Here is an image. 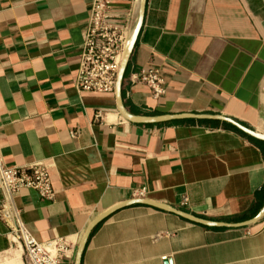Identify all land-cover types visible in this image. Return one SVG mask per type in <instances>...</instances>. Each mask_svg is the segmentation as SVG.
<instances>
[{"label": "crops", "instance_id": "0c3cea01", "mask_svg": "<svg viewBox=\"0 0 264 264\" xmlns=\"http://www.w3.org/2000/svg\"><path fill=\"white\" fill-rule=\"evenodd\" d=\"M93 1L0 0V152L9 167L44 166L54 190L49 200L31 188L12 199L29 232L59 240L62 261L74 264L90 223L141 188L145 199L207 219L256 216L263 140L206 119L132 122L116 92L77 89ZM110 1L128 41L141 0ZM143 68L159 70L163 95L136 79ZM122 96L133 115L221 114L264 134V0H147ZM168 260L264 264V215L246 227L210 228L132 204L93 230L81 264ZM0 264H31L1 218Z\"/></svg>", "mask_w": 264, "mask_h": 264}, {"label": "built area", "instance_id": "2783aa9c", "mask_svg": "<svg viewBox=\"0 0 264 264\" xmlns=\"http://www.w3.org/2000/svg\"><path fill=\"white\" fill-rule=\"evenodd\" d=\"M110 0H94L84 41L75 83L80 92L115 93L122 63L126 36L111 15ZM138 81L150 87L159 97L165 93V79L154 68H143L135 74ZM0 187L4 199L0 201V218L10 229L15 241L23 243L31 264H64L58 254L62 250L59 240L38 241L26 228L21 212L11 203L23 189L36 190L44 199H52L53 187L48 170L41 164L30 167H9L0 152ZM146 188L136 189L135 198H143ZM187 199H185V202Z\"/></svg>", "mask_w": 264, "mask_h": 264}, {"label": "water", "instance_id": "95a60500", "mask_svg": "<svg viewBox=\"0 0 264 264\" xmlns=\"http://www.w3.org/2000/svg\"><path fill=\"white\" fill-rule=\"evenodd\" d=\"M146 1L147 0H141L139 20H138L137 26H136L133 34L131 35V37L126 42V46L124 49V55H123L122 63H121L118 78H117L116 96H117V100H118L119 110L123 114V116L132 122L143 123V124H160V123H167V122L176 121V120H183V119L220 120V121H224V122H227V123L233 125L234 127H236L237 129H239L240 131L244 132L245 134H247L249 136H252L254 138H257V139L264 141V134L258 133L256 131H254L253 129L244 126L240 122H238V121H236L230 117L221 115V114L182 113V114H161V115H133L126 110L124 103H123V96H122L123 81L125 78L126 70H127V67H128V64H129V61H130L136 40L138 38V34H139L140 29L142 27L143 18H144V14H145V8H146ZM137 203L146 204V205L153 206V207L161 209V210L172 212L174 214H177V215L187 219L188 221H191V222H194V223L206 226V227H210V228L246 227V226H249V225L257 222L264 215V205H263V207L259 211V213L250 219H247V220H244L241 222H226V221H219V220H212V219L203 218V217L194 215L192 213L177 209L174 206H171L169 204H164L161 202H156V201L145 199V198L132 199V200L123 202V203H121V204H119V205H117L111 209L106 210L105 212L98 215L90 223V225L88 226L86 232L84 233V235H83V237L79 243V246L77 248L75 259H74V264H81L83 252L86 248L87 242H88L93 230L104 219H106L108 216H110L112 213H114L115 211H117L120 208H123L125 206H129L132 204H137ZM165 264H172V262L170 260H168V261H165Z\"/></svg>", "mask_w": 264, "mask_h": 264}, {"label": "trees", "instance_id": "16d2710c", "mask_svg": "<svg viewBox=\"0 0 264 264\" xmlns=\"http://www.w3.org/2000/svg\"><path fill=\"white\" fill-rule=\"evenodd\" d=\"M177 122V121H176ZM175 121L173 122V123H176ZM209 123L210 125H212V126H218V125H220V124H222V126H224L225 128H228V129H231V130H234V131H237V132H239V133H241V134H243V135H245V136H247V137H249L248 135H246L245 133H243L242 131H240L239 129H237L236 127H234L233 125H231V124H229V123H226V122H223V123H220L219 121H202V123ZM170 123H172V122H170ZM250 139H252L253 141H255V142H260V141H258V140H256V139H254V138H251V137H249Z\"/></svg>", "mask_w": 264, "mask_h": 264}]
</instances>
